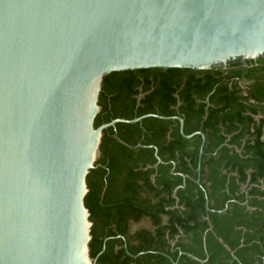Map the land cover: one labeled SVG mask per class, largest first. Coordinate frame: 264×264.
Masks as SVG:
<instances>
[{
    "label": "water",
    "instance_id": "95a60500",
    "mask_svg": "<svg viewBox=\"0 0 264 264\" xmlns=\"http://www.w3.org/2000/svg\"><path fill=\"white\" fill-rule=\"evenodd\" d=\"M261 59L264 0H0V264H97L85 198L104 131L170 119L95 127L106 77Z\"/></svg>",
    "mask_w": 264,
    "mask_h": 264
},
{
    "label": "trees",
    "instance_id": "16d2710c",
    "mask_svg": "<svg viewBox=\"0 0 264 264\" xmlns=\"http://www.w3.org/2000/svg\"><path fill=\"white\" fill-rule=\"evenodd\" d=\"M257 63L246 96L228 82L241 65L104 79L95 127L180 117L184 134L205 142L185 139L171 119L104 131L85 198L97 264H264V60Z\"/></svg>",
    "mask_w": 264,
    "mask_h": 264
},
{
    "label": "flooded vegetation",
    "instance_id": "af4514ba",
    "mask_svg": "<svg viewBox=\"0 0 264 264\" xmlns=\"http://www.w3.org/2000/svg\"><path fill=\"white\" fill-rule=\"evenodd\" d=\"M249 63H254L253 65H249ZM248 63V66L247 67H243L242 65L239 67L238 66V68H237V70L238 69H244V71H243V73H242V75L240 76V77H234V78H231L228 82H229V84L230 85H232V84H236L237 85V87H236V89L240 92V94L241 95H243V96H246L247 94H249V92L251 91V89H250V85L254 82V80H252L253 78H250V77H247V71L250 69V68H252V67H257V66H259V67H261V66H263V64H258L257 62H249ZM236 66V65H235ZM233 67V66H232ZM232 67H229V68H232ZM236 68V67H235ZM234 69V68H233ZM228 70H230V69H227V70H224V71H228ZM224 76H226V75H224ZM257 76H259V74H257L256 75V77ZM227 79H223V81H226ZM141 97V95L139 96V98ZM249 102L250 103H252L253 102V100L251 99V100H249ZM254 103V102H253ZM263 105H264V103H263ZM149 115V114H148ZM155 115V114H154ZM167 118V117H166ZM174 118V119H173ZM260 118H263V116H261V115H258V116H256L255 117V120L256 121H259V119ZM171 120H174V121H178L179 123H180V132H181V134H182V136L185 138V136H192L191 138H193L194 136H196V135H199V136H202V142L204 143L205 142V139L203 138L204 136L202 135V133H200V132H196V133H194V134H192V135H185L184 134V131H183V121H182V119L180 118V117H172V118H170ZM263 128H264V126H263ZM191 138H189V139H191ZM185 139H187V138H185ZM229 140H230V137L228 138ZM228 140V141H229ZM261 140L262 141H264V129H263V134H262V136H261Z\"/></svg>",
    "mask_w": 264,
    "mask_h": 264
}]
</instances>
